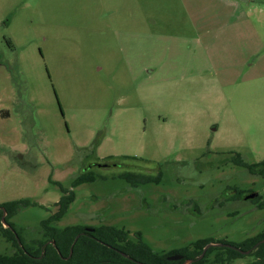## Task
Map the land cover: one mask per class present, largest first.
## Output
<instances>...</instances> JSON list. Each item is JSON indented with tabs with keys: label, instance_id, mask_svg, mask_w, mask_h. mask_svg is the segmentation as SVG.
<instances>
[{
	"label": "rangeland",
	"instance_id": "obj_1",
	"mask_svg": "<svg viewBox=\"0 0 264 264\" xmlns=\"http://www.w3.org/2000/svg\"><path fill=\"white\" fill-rule=\"evenodd\" d=\"M238 154L264 159V0H0V206L34 203L9 218L31 247L57 182L76 195L58 228L115 226L159 254L243 243L264 231V174Z\"/></svg>",
	"mask_w": 264,
	"mask_h": 264
},
{
	"label": "trees",
	"instance_id": "obj_2",
	"mask_svg": "<svg viewBox=\"0 0 264 264\" xmlns=\"http://www.w3.org/2000/svg\"><path fill=\"white\" fill-rule=\"evenodd\" d=\"M233 161L236 164L246 166L250 170L258 169L261 174H264V159L261 162L247 164L241 155L238 154L233 158ZM124 175L130 178L131 173ZM161 176V173L155 177L153 175H143V180L159 182ZM93 180V177L88 176L84 172L73 181L72 187ZM57 183L63 195L56 203L58 206L57 211L52 216L42 220L41 223L46 239L40 241L39 246L36 248L23 241L14 224L9 220L12 215L21 210V207L27 206L32 202L29 200H12L0 206L7 210L6 220L10 224V227L4 226L1 219L4 211L0 209V233L17 248L14 254H0V264H184L186 259H195L202 254L206 245L214 242L205 238L198 239L197 243H192L190 247L186 246L171 253L159 254L142 241L141 233H137L135 238L131 239L129 231L118 229L115 226H91L90 228L94 229L92 231H86L87 227H83V225H72L64 228L55 227L52 223L65 216L71 203L76 198L73 189H67L61 183ZM254 201L257 202L259 199L256 198ZM260 205V208L264 207V202ZM78 234L79 237L75 241ZM261 239H264V231L236 246L242 250H248L253 248ZM51 241H54L55 244L51 243ZM215 250L220 251L214 255V264H217V258L227 259L230 262L236 258L248 256L237 249L211 246L201 259L194 261L192 264H205L209 255ZM122 253H126L129 257H125ZM174 254H181L183 258L170 260L168 256ZM249 255L256 259L249 264H264V243L255 248ZM221 264L226 263L222 262Z\"/></svg>",
	"mask_w": 264,
	"mask_h": 264
},
{
	"label": "water",
	"instance_id": "obj_3",
	"mask_svg": "<svg viewBox=\"0 0 264 264\" xmlns=\"http://www.w3.org/2000/svg\"><path fill=\"white\" fill-rule=\"evenodd\" d=\"M95 165H102L103 166V163H97V164L95 163ZM257 195H259L258 192L253 191L251 194L246 196L245 199H251V198L256 197ZM0 209H3V211H4V214H2V218H1L2 223L4 224L5 227H10V224L6 220V215L8 214L7 210L4 207H0ZM92 230H94V229L90 228V227L86 228V231H92ZM78 237H79V234L76 236L75 241L78 239ZM51 243L55 244L54 241H51ZM262 243H264V239H261L258 243H256L253 248L248 249V250H242L238 246L230 244V243H221V242L220 243H218V242L214 243V242H212V243H210L204 247L202 254L198 255L195 259H188V260L186 259L184 264H192L194 261L201 259L207 253L208 249L211 246H222V247H226V248H233V249L239 250V252H241L242 254L249 255L255 248H258ZM72 251H73V248H72ZM122 255H124L125 257H129L126 253H122ZM182 257L183 256L181 254H174V255L168 256V258L170 260H179Z\"/></svg>",
	"mask_w": 264,
	"mask_h": 264
},
{
	"label": "flooded vegetation",
	"instance_id": "obj_4",
	"mask_svg": "<svg viewBox=\"0 0 264 264\" xmlns=\"http://www.w3.org/2000/svg\"><path fill=\"white\" fill-rule=\"evenodd\" d=\"M229 188V194L226 193L227 197L226 199L228 201H237V200H251V201H254L256 198L260 199L262 197H260V195H257L256 197L254 198H251V199H245L246 196H248L249 194H251L254 190H249L248 192L247 191H241V189H237L235 187H230V185H227V187L224 189V192H226V189ZM219 194L221 195V187H220V192ZM221 200V199H220ZM193 243H197V240L194 241ZM212 243V242H211ZM216 243V242H214ZM210 244V243H209ZM233 245H240V244H233ZM183 256V255H182ZM253 257V256H252ZM183 258V257H182ZM181 258V259H182ZM235 260V259H234ZM234 260L232 261H227V259H222V258H217V264H221L222 262L226 263V264H233L234 263ZM256 259L253 257V260H251L249 263H252L254 262ZM222 261V262H221ZM247 263V264H249Z\"/></svg>",
	"mask_w": 264,
	"mask_h": 264
}]
</instances>
